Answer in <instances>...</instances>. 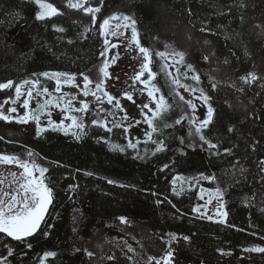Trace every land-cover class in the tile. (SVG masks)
I'll return each instance as SVG.
<instances>
[{
    "label": "trees",
    "instance_id": "trees-1",
    "mask_svg": "<svg viewBox=\"0 0 264 264\" xmlns=\"http://www.w3.org/2000/svg\"><path fill=\"white\" fill-rule=\"evenodd\" d=\"M48 1L59 14L37 20L35 0H0V83L13 81L0 90V101L30 76L49 95L53 84L39 74L77 76L102 59L103 37L91 14L68 7V0ZM98 5L96 17L128 6L140 44L151 53L154 82L163 74L157 52L174 48L185 54L182 67L199 81L178 76L210 97L212 121L199 135L180 121L163 134L162 150L142 155L111 148L101 130L88 125L90 107L87 123L75 131L79 139L52 127L37 136L33 120L0 119V147L8 141L30 147L48 163L45 181L53 189L37 233L24 241L0 233V258L37 264L53 251L47 264H155L148 257L160 259L171 248L173 264H264V253L245 251L264 247V0H89L86 6ZM249 72L255 81L240 79ZM33 94L31 111L42 104V94ZM200 135L216 147L210 149ZM178 174L215 177L198 185L223 192L226 222L193 212L198 187L174 191L171 179Z\"/></svg>",
    "mask_w": 264,
    "mask_h": 264
},
{
    "label": "rangeland",
    "instance_id": "rangeland-1",
    "mask_svg": "<svg viewBox=\"0 0 264 264\" xmlns=\"http://www.w3.org/2000/svg\"><path fill=\"white\" fill-rule=\"evenodd\" d=\"M47 2H50L47 0ZM51 3V2H50ZM86 5V3H85ZM38 6V5H37ZM99 6V5H98ZM39 11V7H38ZM113 15L118 16H130L133 18L132 14L130 13L128 6H122L119 9L110 11L106 15L102 16L99 15L97 17L96 24H100L103 22L105 18H109ZM134 19V18H133ZM124 21L121 20H110V28L111 30L115 31L117 35L112 36L108 35L107 37H103V42L105 39L109 40V52L107 53V58L109 60V68L108 71L110 73V76L107 78H103L102 74L99 72L100 66L103 64L104 57H102L100 63L94 68V70L87 71L83 73L84 75H87L89 79L93 82L89 85V90L95 91V83H97L100 79H104V90L107 91L110 95L116 98V100H119L120 107H115V101L113 103L102 102L101 100H95L100 105L95 110L94 115H92V118H90L89 126L94 128H99L101 132L105 136V140L113 149H123L125 151L126 149H137L138 152H141L142 155H145L149 148L153 151H157L158 143L162 140L163 134H166L167 130L176 124V121H185L191 129H196L198 126L199 121L203 120L206 116L207 107L202 99H200V90L194 86L191 81L184 80V75L191 78L192 72L189 70H184L182 67V64L179 63V57H173V53L178 52L174 48L165 49L161 52L166 53V56L164 58H161L159 56L157 63L160 64L157 65L160 72L162 71L163 74L158 81L153 83L156 85L157 88H159V92L154 93V95L158 98L159 96H164L165 102L168 105L167 109L163 111L157 118L154 120V127L156 128V131H153L152 128L149 127V125L145 122V114L148 116H151L150 109H155V100L152 97H149L147 94V88L141 84L139 81L134 82L133 77L135 74L139 71L141 64L143 63V56L141 53H139V50L136 48L134 44H130L129 40L131 39V29L130 28H124L123 27ZM120 24L121 27L116 28V25ZM137 31L138 27L136 25ZM122 33V35H121ZM111 44H116L117 47L112 48ZM105 47V45H104ZM104 49V48H103ZM116 57L115 62L113 63L111 60V57ZM178 71L182 75L183 78L178 76ZM52 73V72H50ZM75 76V75H74ZM37 76H30L27 79L24 80H37ZM47 78V77H46ZM147 73L144 74L141 79H146ZM50 79V78H49ZM53 86L51 88L52 92L51 94H42V104L45 102L46 99H53L54 103L49 105L47 108L43 110V112L40 113V125L43 128H48L49 124L48 121L51 119L55 123H59L61 120L64 121L65 124L71 123L70 120L67 119L69 115H75L77 116L80 121L84 124L86 120V112H78L76 109L80 108V101L83 100L85 102H88L89 100H92L94 96H84L83 95V88H84V82H83V76H81V73L75 76V82L72 84H63L61 85V92L56 93L55 87L56 83L54 80L50 79ZM173 80H179L180 84L173 83ZM21 82V81H20ZM18 82V83H20ZM183 85L184 87H182ZM28 85H25L22 88V92L24 95H22L19 99L16 100L15 104H12L9 98H15V86L13 89V95L7 96V98H4L2 101H0V105L3 107H0V111H2L5 115H11L13 117L22 116L26 109L22 107L23 100L26 97ZM38 85H36L35 91H41L42 89L37 90ZM44 88V87H43ZM187 89V90H186ZM192 89H195V91H192ZM129 93L132 96V99L129 100L124 93ZM64 95L65 100H71L72 105V111L68 112L65 111V104L60 103L59 106L55 103V98ZM96 94L100 95L102 99H106V97L103 96L102 92H96ZM74 97V99H73ZM183 97V99H181ZM8 100L7 103L5 101ZM29 111H31V102H34L35 95L31 98H29ZM188 101H191L195 104V110H193L188 105ZM144 104H148L149 108L144 109L142 106ZM40 105V102L37 104L35 111L37 110L38 106ZM10 107H15L16 112L15 113H9L8 109ZM109 113H115V117H119V121L114 122V118L109 117ZM182 118V119H181ZM113 119V120H111ZM93 120H96L97 123L93 124ZM5 121V120H4ZM9 121L18 122L16 119H12ZM112 121V122H111ZM20 123V122H18ZM35 126L36 122H35ZM121 128V129H120ZM110 129V131H109ZM80 129H73L72 131H69L71 133L78 131ZM148 133H151V138H149ZM115 134L117 136H115ZM118 134H121L122 137ZM197 134V133H196ZM199 135V134H197ZM129 143L135 144L136 147H128ZM152 143V144H151ZM31 150V149H30ZM29 160L30 162L33 160ZM37 161V160H36ZM38 164L45 167L48 165V163L43 162L41 160L37 161ZM36 162V163H37ZM264 165V164H263ZM22 169L18 167L17 173L21 172ZM38 175V173H36ZM174 178H179L175 179ZM207 179L201 178V175L198 176H188V175H175L171 179V183L173 185V189L177 188H197L198 193V199L200 200V203L196 207H200V212L204 216H207L208 219L209 216L212 217V219L209 220H217L220 221L221 217L217 213V208L219 207V204L223 202L222 200L213 196L211 203H207L209 200V193H214L216 189H211L204 185H198L199 181H206ZM47 183V182H46ZM17 189L16 187L13 189ZM201 189H204L205 191L201 193ZM203 196V198H201ZM224 203V202H223ZM225 211V207L221 210ZM226 212V211H225ZM37 264H40V260ZM45 264H47L45 260Z\"/></svg>",
    "mask_w": 264,
    "mask_h": 264
},
{
    "label": "snow or ice",
    "instance_id": "snow-or-ice-1",
    "mask_svg": "<svg viewBox=\"0 0 264 264\" xmlns=\"http://www.w3.org/2000/svg\"><path fill=\"white\" fill-rule=\"evenodd\" d=\"M36 5L39 7V11L35 13V18L37 20H44L46 18H51L59 14V10L56 6H54L53 3L47 2V0H35ZM68 7L75 8V9H83L85 13L91 14L92 16V22L96 23L97 17L96 14L101 12V7H92V6H85L84 0H68ZM123 20V27L124 28H130L131 29V39L129 40L130 44H134L136 48L139 50V53L143 56V63L140 66L139 71L135 74L133 77V81H139L141 84H143L147 88V94L149 97H152L155 100V109H150L151 116H148L145 114V122L149 125L150 128H152L153 131H156V128L154 127V120L157 118L163 111H165L168 107V105L165 102L164 96H159L158 98L154 95V93L159 92V88L156 87V85L153 83L156 73L152 71L150 65H151V53L148 48L141 46L140 39H139V33L136 28V20L133 19L130 16L124 15V16H118L113 15L109 18H105L102 23L99 24V34L101 36L107 37L108 35L115 36L117 33L110 28V20ZM121 27L120 24L116 25V28ZM59 31H63L62 28L58 29ZM204 29H202L203 31ZM85 31H88L86 28ZM122 35V33H121ZM104 49L101 51L100 56L104 57L103 64L99 68V72L102 74L103 78H107L110 76V73L108 71L109 68V60L107 58V53L109 52V40H104ZM112 48L117 47L116 44H111ZM157 56L164 58L166 56V53L164 52H157ZM173 57H179V63H183L184 61V53L183 52H175L172 54ZM207 59V57H205ZM112 62L114 63L116 60V57H111ZM189 69L195 73V69L191 64L187 65ZM147 73L146 79H141V77L144 76V74ZM41 76L50 78L55 81L56 87L55 92L60 93L61 92V85L63 84H72L75 82V76L70 73L66 72H44L39 74ZM81 76H83V82H84V88H83V95L89 96L90 94L95 96L96 92H102L103 96L107 98L108 103H113L115 101L114 106L120 107L119 100H116L115 97L110 95L107 91L104 90V79H100L97 83H95V91L90 92L89 85L93 82L89 79L87 75H84L81 73ZM192 79L195 81H199L198 75H193ZM240 79L250 83L252 81H255L257 79V76L254 72L247 73L246 76H242ZM173 83L180 84L179 80H173ZM40 84V81L37 80H23L20 83L15 84V98H9L12 104L16 103V100L19 99L24 93L22 92V88L25 85H28L26 97L23 100L22 107L26 109L24 114L22 116L13 117L11 115H5L2 111H0V119H3L5 121H9L12 119H16L20 123H28L29 120H33L36 122V134L39 136L42 132L45 131L43 127L40 125V113L43 112L45 108H47L49 105L53 104V99L49 98L46 99L43 104H40L36 111H29V103L31 98L33 96L34 90H36V85ZM184 87L183 85H181ZM13 87V81L8 80L7 82L0 83V90L8 89ZM213 87L215 88V84H213ZM187 90V89H186ZM192 91H195V89H192ZM41 92L43 94H48L49 89L47 87L42 88L41 91H36V95H41ZM124 95L131 100L132 96L129 93H124ZM97 100H100L101 97L97 96ZM74 99V97H73ZM183 99V97H181ZM200 99L203 100V102L208 105L206 116L203 120L199 121L198 126L196 127L195 131L197 134H200L202 129H205L209 126V124L212 121L214 110L211 107L210 104H208V101L210 97H208L204 91L200 90ZM8 100L5 101L7 103ZM55 103L57 106H59L60 103L65 104V111L71 112L72 105L71 100H65L64 95H60L55 98ZM189 107H191L193 110H195V104L191 101H188ZM0 107H3L0 105ZM88 103L81 100L80 101V108L76 109L78 112H86L88 110ZM144 109H148L149 105L144 104L142 106ZM9 113H15L16 108L10 107L8 109ZM68 120L71 121L69 124H65L63 120H61L59 123L53 122L51 119H49L48 124L49 127L59 129L60 131L65 132L66 134L69 131H72L73 129H83L84 125L80 121V119L75 115H69L67 117ZM182 119V118H181ZM97 121L93 120V124H96ZM176 123H180L179 120L176 121ZM110 131V129H109ZM229 131H232L230 128ZM73 135L76 136L77 139H79V134L76 132H73ZM149 138H151V133H148ZM200 139L204 140L205 143H208L209 148H215L216 145L212 144L210 141H207L203 135H200ZM128 147L135 148L136 145L129 143ZM163 147V141H160L157 146V151L162 150ZM123 151V149H120ZM226 152L230 151L229 149H225ZM29 157H33L35 154L32 151H29L27 153ZM261 164H264V161L260 162ZM0 164L5 165H17L20 169H22L21 172H11L9 175L13 178V181L18 185V188L13 191H0V233H4L9 237H12L13 239L17 241H24L27 237H32L33 234L37 233L38 229L40 228L42 222L45 221V215L48 212L49 206L53 203V189L50 187L46 181H45V173L48 172V169L41 166L40 164L36 163L34 160L29 161L25 159H21L17 157L16 155H5L0 154ZM167 167V165H165ZM264 171V168L261 169ZM38 173V175H36ZM87 175H91V173H86ZM201 178L203 179H209L212 180L215 177L213 176H203L201 174ZM179 179V178H174ZM109 183H113V181L109 180ZM70 188L74 190L75 186L70 185ZM176 191L175 189H173ZM205 190L201 189V193H203ZM177 195L180 193L177 191ZM215 196L222 200L223 192L217 188L214 193H209V200L207 203H211L212 197ZM203 198V196H201ZM225 207L224 203L221 202L219 204V207L217 208V213L221 217L220 222L224 223L225 218L227 217V212L221 211ZM200 207H195L192 209L193 212H200ZM120 221L122 223H126V218L121 216L119 217ZM208 219H212L211 216L208 217ZM48 227H51V225H48ZM45 236L48 235L47 232L44 233ZM171 240H176L177 236L176 234L170 233L169 234ZM184 240H188V236L183 237ZM27 247L31 248V243L27 244ZM133 249L129 246V251H132ZM9 255L12 254V250L8 249ZM218 251L223 253V250L218 249ZM245 251L250 252H260L264 253V247L260 246H254L249 249H245ZM56 255L53 251H45L43 253V256L40 257V264H45V260L48 257H54ZM87 255L91 257L93 253L87 252ZM173 257L174 252L171 248L160 258L156 259L154 257H148L149 262L155 260V264H173ZM109 260H112L113 257H108ZM131 259V257H129ZM0 264H6V258H0Z\"/></svg>",
    "mask_w": 264,
    "mask_h": 264
},
{
    "label": "flooded vegetation",
    "instance_id": "flooded-vegetation-1",
    "mask_svg": "<svg viewBox=\"0 0 264 264\" xmlns=\"http://www.w3.org/2000/svg\"><path fill=\"white\" fill-rule=\"evenodd\" d=\"M89 0H87L86 5L88 4ZM85 5V6H86ZM92 97V96H91ZM89 107H90V112L91 116L94 115L95 110L98 108L100 103L94 100H89L88 102ZM88 107V108H89ZM109 117L114 118L115 113H109ZM113 120V119H111ZM114 122L119 121V117H115L113 120ZM112 122V121H111ZM31 148L18 143V142H13V141H8L5 146L0 147V154H5V155H16L17 157L21 159H30L34 160L37 162L38 160H41L43 164H45V161H43L36 152H34ZM29 151H32L35 155L33 157H29L27 153ZM37 160V161H36ZM38 163V162H37ZM18 166L15 164L12 165H5V164H0V191H13V189L16 187L18 188V185L13 181V178L9 175L11 172H16L17 173Z\"/></svg>",
    "mask_w": 264,
    "mask_h": 264
},
{
    "label": "water",
    "instance_id": "water-1",
    "mask_svg": "<svg viewBox=\"0 0 264 264\" xmlns=\"http://www.w3.org/2000/svg\"><path fill=\"white\" fill-rule=\"evenodd\" d=\"M86 2H87V0H84V3H86ZM90 92H92V90H91ZM90 95H91V94H90ZM91 96H93V95H91ZM97 96H100V95L96 94V95L94 96V99H95V100H97V98H96ZM100 97H101V96H100ZM100 100H101L102 102H106V101H107L106 99H102V98H101Z\"/></svg>",
    "mask_w": 264,
    "mask_h": 264
}]
</instances>
